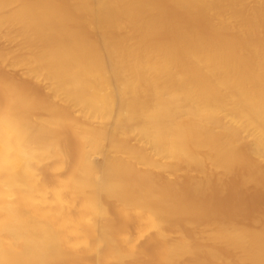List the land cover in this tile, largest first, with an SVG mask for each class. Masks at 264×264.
<instances>
[{"label": "bare ground", "instance_id": "bare-ground-1", "mask_svg": "<svg viewBox=\"0 0 264 264\" xmlns=\"http://www.w3.org/2000/svg\"><path fill=\"white\" fill-rule=\"evenodd\" d=\"M7 28L25 53L0 49V264H264V223L167 181L264 177V0H0Z\"/></svg>", "mask_w": 264, "mask_h": 264}, {"label": "rangeland", "instance_id": "rangeland-1", "mask_svg": "<svg viewBox=\"0 0 264 264\" xmlns=\"http://www.w3.org/2000/svg\"><path fill=\"white\" fill-rule=\"evenodd\" d=\"M246 1L249 3L251 0ZM5 34L6 39L0 40V49H4L5 51L11 53L13 52V57H18V60L21 59L25 53V49L22 48L23 41L19 37L17 41L12 40L16 36V29L7 28ZM16 72L21 75L22 70H17ZM41 91L42 90L40 88H36L37 93H40ZM129 123H127V125H134V123ZM64 133L67 135L68 142L72 143L73 137L70 136V132L68 131V129L64 130ZM129 142L130 144H132L133 141ZM241 145L242 146H240V149L242 152L238 154V160L242 159L243 156H245V153L251 149V143L247 138L243 140ZM102 150H108L111 155L113 154V152L110 150L108 138L106 139ZM99 157H101L100 154H96L94 156V161L96 164L102 163V157ZM243 166L244 165H240L239 168L238 166H236V174L233 177H231L226 182H222L216 186L209 188L202 197H198L193 193V185L186 183V180H183V178L180 179L179 173H175L178 177H167V181L170 184L171 182L177 183L176 181H178L176 185H178V189L183 192L181 197L182 202L189 204L200 202L203 209L205 210V217H207V215H209L210 217L214 215L222 217L234 216L236 219H239L237 220V222L239 221L243 226L254 227L255 224L253 225V223H264V177L261 175L254 176L250 183H248L247 185H241L239 173L243 172ZM190 175L192 178L197 177V174L194 171H191ZM160 178L161 177H158L157 180L160 181ZM105 206L107 212L110 214V217L116 220V218L118 217V213L114 208L115 203L113 201H105ZM205 217L202 216L198 221L195 222L194 225L197 229L204 228ZM111 223L121 229L122 223L118 220L116 222L112 221ZM184 230L185 229L181 226V223L179 221L169 223L168 225V233L171 236H174L176 233ZM124 231L126 233H131L134 231V229H125ZM142 246H154L152 239L146 238L142 242ZM135 258L136 264H154L157 260V257L153 256L152 254L143 252L137 253ZM95 259V256L85 255L79 261L82 263L90 264L91 262H95Z\"/></svg>", "mask_w": 264, "mask_h": 264}]
</instances>
